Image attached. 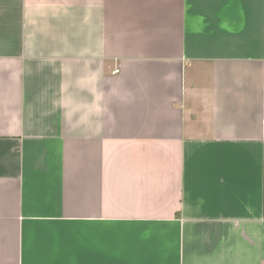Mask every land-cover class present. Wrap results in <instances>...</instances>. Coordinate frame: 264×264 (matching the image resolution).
I'll use <instances>...</instances> for the list:
<instances>
[{
    "label": "crops",
    "instance_id": "0c3cea01",
    "mask_svg": "<svg viewBox=\"0 0 264 264\" xmlns=\"http://www.w3.org/2000/svg\"><path fill=\"white\" fill-rule=\"evenodd\" d=\"M0 264H264V0H0Z\"/></svg>",
    "mask_w": 264,
    "mask_h": 264
},
{
    "label": "built area",
    "instance_id": "2783aa9c",
    "mask_svg": "<svg viewBox=\"0 0 264 264\" xmlns=\"http://www.w3.org/2000/svg\"><path fill=\"white\" fill-rule=\"evenodd\" d=\"M118 71V70H117Z\"/></svg>",
    "mask_w": 264,
    "mask_h": 264
}]
</instances>
